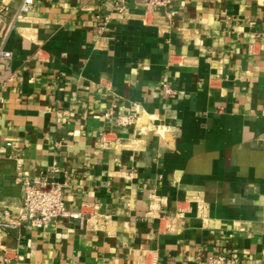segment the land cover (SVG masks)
Returning <instances> with one entry per match:
<instances>
[{"label": "crops", "instance_id": "crops-1", "mask_svg": "<svg viewBox=\"0 0 264 264\" xmlns=\"http://www.w3.org/2000/svg\"><path fill=\"white\" fill-rule=\"evenodd\" d=\"M114 2L34 0L4 42L0 222L54 167L111 219L0 227V264H264V0Z\"/></svg>", "mask_w": 264, "mask_h": 264}, {"label": "built area", "instance_id": "built-area-1", "mask_svg": "<svg viewBox=\"0 0 264 264\" xmlns=\"http://www.w3.org/2000/svg\"><path fill=\"white\" fill-rule=\"evenodd\" d=\"M149 9L160 10L168 8L172 0H141ZM124 0H115V9L122 11L124 9ZM34 0H24L18 11L10 15V4L5 0L0 1V91L6 81L13 80L14 74L4 78V72L7 70L9 60L13 56L12 51L6 49L3 45L6 39L15 31L22 28L21 23L24 17L31 12ZM168 15L173 12L167 10ZM22 32V31H21ZM23 33V32H22ZM28 32H26L27 34ZM27 36V35H25ZM165 91L171 92V89L165 85ZM2 96L0 95V102ZM112 115V111L106 112ZM118 120L122 125L131 123V115H118ZM11 144V142H9ZM55 177L48 179L42 175L37 179H25L23 193L21 197V207L18 213L11 211L5 212V218L0 222L2 229L18 226H32L35 228L46 229L57 219H68L78 222L81 228L102 229L111 219V214L102 213L97 204L83 202L78 210L71 209L66 198V181H61L56 177L59 168L54 167ZM199 264H237L233 257L224 254H210L206 260L199 257Z\"/></svg>", "mask_w": 264, "mask_h": 264}]
</instances>
